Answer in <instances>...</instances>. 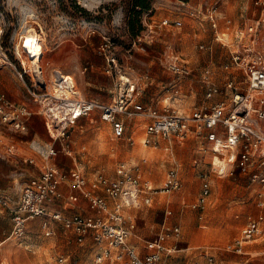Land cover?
Masks as SVG:
<instances>
[{"label":"rangeland","instance_id":"rangeland-1","mask_svg":"<svg viewBox=\"0 0 264 264\" xmlns=\"http://www.w3.org/2000/svg\"><path fill=\"white\" fill-rule=\"evenodd\" d=\"M240 1L247 12L253 10V0H229L223 8L232 17L231 21ZM216 2L152 0L150 10L141 11L132 7L131 0H0L1 45L4 50L11 51L13 44L25 37L29 30H34L33 33L42 39L40 66L49 92L53 90L54 71H60L73 78L81 99L96 94L110 102L111 97L104 90L123 77L138 85L147 84L144 101L155 105L158 102L162 105L160 98L176 89L174 75L165 68L164 54L171 48L189 63L192 70L191 85L189 89L183 88L184 93L189 95L193 90L196 101L201 103L203 97L196 88L200 85L197 82L199 73L210 67L216 80H220L229 47L213 42L209 26L198 25L189 13L199 10V4L204 12ZM165 19L171 25L160 27V22ZM176 22L180 25L176 26ZM150 23L154 25V38L143 39L149 35L147 26ZM227 24L231 25L228 21ZM138 38H141L140 43ZM203 43L214 45L216 50L212 56L199 50L198 46ZM102 47H107L106 55L116 60L117 66L111 74L106 73L104 56L99 53ZM91 56L102 59L101 69L97 71V77L107 84L102 91L84 83L90 72L82 71ZM8 57L11 58V53ZM0 72L1 86L13 100L28 102L41 111L39 104L33 103L25 87L7 66ZM99 126L95 122L86 127L83 136L75 134L80 140H75V153L71 159L75 158L78 168L91 172L96 167L106 176L115 178L120 173V166L127 170L137 166L157 190L163 189L169 171L178 173L179 188L169 193L159 191L152 208L145 214L137 212L135 224H127L128 242L140 255L158 252L164 264H264V223L254 242L246 246L248 255L225 252L226 244L240 238L249 220L258 216L264 219V206L260 205L264 202V189L250 183L246 177L218 178L208 174L210 194L203 208L192 209L202 185L200 173L210 171L207 163L212 159L199 151V145L194 146L189 140L180 148L173 143L171 151L166 153L162 149L164 142L160 141L156 148L148 146L154 152L153 157L135 158L132 163L131 157L138 151L140 140L145 139V131L135 129L121 140H111L109 126ZM41 137V140H49L44 131ZM90 137L91 143L85 149L86 158L81 146L82 141ZM40 138L36 136L35 140L41 142ZM58 156L59 161L71 163L69 157ZM205 157L206 160H202ZM196 160L204 161L203 167L196 168ZM8 174L10 177H6ZM20 174V167L0 160V195L8 200L6 207H0V264H108L95 261L91 241L78 244L63 235L60 228H54V235H49L41 228L38 219L28 221L19 237H11L12 205L29 178ZM167 211L171 214L167 215ZM175 229L178 233L174 232ZM159 236L163 237L160 242ZM157 245L161 248L158 249ZM60 259L64 261L59 263Z\"/></svg>","mask_w":264,"mask_h":264},{"label":"built area","instance_id":"built-area-1","mask_svg":"<svg viewBox=\"0 0 264 264\" xmlns=\"http://www.w3.org/2000/svg\"><path fill=\"white\" fill-rule=\"evenodd\" d=\"M254 6L261 8L260 17L252 24L238 28L230 40L220 33L216 5L201 10H192L189 15L202 26L206 22L212 33L213 42L229 47L227 62L222 65V77L216 80L214 70L203 69L199 84L206 100L218 97L207 108L181 112L170 97L161 109L144 107L139 103L143 91L128 78L119 77L115 81L111 103L102 105L95 101L81 99L74 83L59 71L53 74V90L43 78L38 60L32 59L25 50V39L13 44L11 51L1 45L3 30L0 29V69L9 67L17 79L26 85L34 103H38L44 118L46 131L52 144L39 150L44 166L39 175L26 181L19 199L12 210L13 228L11 237H19L28 221L40 220L41 228L49 235L54 230L53 223L60 224L65 234L74 236L76 243L84 244L91 237L94 257L97 263L108 264H164L158 252L140 255L128 244V231L123 216L124 207L142 208L153 204L158 193L176 191L180 180L176 170L167 173L166 183L161 190L153 188L143 179L139 171L122 169L115 178L95 172L91 178L78 169L63 171L50 162L59 154L72 157V133L79 119L93 111L100 112V119L111 126L114 139H122L126 132L124 119L141 116L148 121L145 127L144 144L156 147L160 140L182 145L191 139H203L204 151L209 152L215 162L210 171L200 173L202 182L200 193L192 209L203 208L210 194L208 174L217 177H246L252 184L264 189V0H253ZM168 20L160 22V27H169ZM180 25L179 22L175 23ZM154 25L150 23L147 39L153 38ZM180 27V26H179ZM35 43L42 48V39L35 34ZM141 42V38H138ZM107 48V47H106ZM106 48L99 50L106 62V73L111 74L117 66L114 57L106 55ZM199 50L211 53L213 44H200ZM228 48V49H229ZM165 54V68L175 77L178 85L192 79V70L185 60L168 49ZM11 53V58L8 57ZM13 57V60H11ZM62 85V86H61ZM32 116L26 106L12 103L0 91V124L10 128L14 135H28L27 122ZM170 147L165 150L168 151ZM0 152L8 159H16L18 150L10 138L0 134ZM23 164L34 165V159L22 158ZM199 164V162H197ZM197 165V164H196ZM77 194L65 197L60 187L68 184ZM160 191V192H159ZM82 199L87 203L90 215L73 213L65 216L56 209L60 203L65 207ZM108 200L112 202L109 204ZM7 200L0 197V205L7 206ZM264 206V202L260 203ZM263 216L249 220L240 238L225 248L235 254H242L246 243L254 241L261 233ZM178 233V229L174 230ZM163 237L159 236V242ZM160 249V245H157ZM64 260L60 259L59 263Z\"/></svg>","mask_w":264,"mask_h":264},{"label":"crops","instance_id":"crops-1","mask_svg":"<svg viewBox=\"0 0 264 264\" xmlns=\"http://www.w3.org/2000/svg\"><path fill=\"white\" fill-rule=\"evenodd\" d=\"M228 3H229V0H217V2L214 5H217V8H218L217 10L220 9V11H221V12L218 11V13L220 14L219 17L221 18L220 21H219V25H218L219 31H220V33L226 34V36L231 40L233 38L234 32L238 28L243 27L245 25L252 24L255 20H257L260 17L261 10L258 11L257 8L259 9V7L254 6L253 7V10L251 12H247L248 10H246L245 5L242 4V2L240 1L239 5H238V7L236 9V13L233 16L234 18L231 21V18L232 17H230L228 15V13L226 12V8H223V7H226L228 5ZM198 8H199V10L202 9L201 8V4L198 5ZM206 9H207V7H206ZM227 21L231 24L230 26L227 24ZM203 24L208 25L206 22H204ZM215 50L216 49H215V47L213 45V51L210 53V56H212L215 53ZM229 50H230V48H229ZM227 53H228V49H227ZM165 54H167V53H165ZM42 57H43V53H42ZM42 57H41V60H40V64H41V61H42ZM89 60H90L89 63H86V65H85V67H84V69L82 71V73H85L88 70L90 72V76L87 77V79L84 81V83L86 85L94 86L99 91H102L103 87H106L107 86V84H105L101 79H99L97 77V71L99 69H101L102 59H99V58H97L95 56H91ZM186 63L189 65L188 62H186ZM206 68L211 69L210 67H205L204 69H206ZM10 70H11V72H13L12 69H10ZM211 70H213V69H211ZM1 73L2 72H0V74ZM200 73H199V75H200ZM62 74L65 75V76L67 75V74H64V73H62ZM67 77H71V76L70 75H67ZM187 81H189V82H184V84L181 83L179 85L177 83H175L174 87L176 89L174 87H172V90L175 89L173 92H171V93L167 92V93H165L160 98L161 101H162L161 102L162 105H160L159 102L156 105L154 103H151V102L150 103H146L144 101V97H145V89L147 87V84H145V85H138L136 83L138 85V87H140V89L143 91V94H142V96L139 99V103L141 105H143L144 107H152L154 109H161L164 105H166L169 102L167 100L170 97H173L174 99H176L173 103H175V105L178 104V105H176V107L181 112H189V111H192V110H198V109L207 108V107H209L210 105H212L213 103H215L218 100V97L217 96L214 97L212 100H206L205 97H204V92L201 89V86L200 85H197L196 86L197 91H200L201 92V95L202 96L201 95L200 96L203 97V98H202V102L201 103H200L199 100L196 101V96L193 93V90H192V92L189 95L186 94V93H184V89L183 88L188 87V89H189V87L191 85L192 79L187 80ZM21 84L25 87V90L27 91L26 85H24L22 82H21ZM114 84H112L111 86L108 85V86H110V88L104 90V92H106L111 97L110 102L107 101L106 99H104L102 96L96 95V94L93 95V96H89L88 97L89 99H85V100L95 101L96 103H99V104H102V105H107V104L111 103L112 100H113V98H114V95H113ZM1 85L2 84L0 83V91L6 95V97L8 98L9 101H11L12 103H15V104H19V105L26 106L30 111H32V116L29 118V120L27 122L28 135H26V136L14 135V134L11 133L10 128L4 127V126H2L0 124V134H3L4 136H6V137L10 138L11 140H13V142L15 143V145L17 147V150H18L17 160L16 159H8L4 155H2L1 152H0V160L4 161L6 163H9L10 165L20 167V170H21V174L20 175L23 176V177H29L28 178V180H29V179L35 178V176L39 175L40 170H42V167L44 166V162H43V159L40 157L39 150H41V149L43 150V149H46L47 147H49L52 144V141H51V139H50V137H49V135H48V133L46 131L45 123H44V118L41 116L40 111L38 110V108L32 106L28 102H18L16 100H13L12 99V95H9L10 93H8L6 90H4ZM164 88H166V86ZM79 95H80V93H79ZM197 102H198V104H197ZM95 122H97L98 124H100V126L98 128H101L102 125L109 126L111 140H121V139H114L113 138L112 131H111V126L109 124H107V123H104L100 119V112L98 110H95L89 116L83 117V118H81V119L78 120L77 126L73 130V133H72L71 149H72L73 153H75L74 152V146L76 145V141L75 140H77V139L80 140V138H76L75 134L79 133L80 136H83L84 133L86 134V130H87L86 127H90ZM124 122L126 123V132H125L124 137L126 136V134L128 132L129 133H133L135 129H140V130L142 129V130L145 131V127H146V125L148 123V121L146 119H144L143 117H141V116L134 117L133 119H124ZM43 131L47 133V135L49 137V140L48 141L47 140H41V138H42L41 137V133ZM36 136L39 137V138L41 137L40 138L41 142L35 140V137ZM91 139H92V137L86 139L85 142L82 141L83 146H81V150H82L81 152H84L85 151L83 153V155L86 158L88 156L87 153H86V150H85L86 149V145L89 144V143H91L90 142ZM160 141L161 142H164V146L162 147V149L166 153L170 152L171 149H172V144L173 143H176V142H173V143L168 144L165 141H162V140H160ZM160 141H159L158 145H160ZM190 141H193L194 146L195 145H199V147H198L199 151H201V152H203V153L208 154V155L211 156L212 159H210V161L207 163L208 166L216 161L215 158L209 152L204 151V149L206 148V142L203 139H191ZM176 144L180 148H182L184 146V144H182V145H179L178 143H176ZM95 146L96 145H94L93 148H95ZM146 146L148 147V145H146ZM106 147H109V145L106 146ZM149 147H152V146H149ZM156 147H153V148H156ZM167 147H170V149L168 151L165 150ZM58 157L56 159L52 160L50 162V164L57 166L58 168L62 169L63 171H71V170H74V169H78L79 171L83 172V174L86 175V177H88V178H91L92 175L95 172H101L102 174H104L103 171L97 170L96 167L91 172L85 171L84 168H78L76 166V164H75L76 163L75 162V158H73V159L70 158L71 159V161H70L71 163H65L63 161H59V158ZM22 158L34 159V165L23 164L21 162V159ZM87 160H88V163L91 162V159L90 158H88ZM202 160H206V157L204 159H202ZM197 162H199V164ZM201 162H203V163H201ZM70 164L72 166H70ZM201 164H205L204 161H201V160H199V161L196 160L195 161V167L196 168L201 167L202 166ZM134 168L137 169L138 167L137 166H134V167H132V168H130L128 170H132ZM23 169H27V170H23ZM122 169H125L124 166H120V173L122 172ZM125 170H127V169H125ZM139 173L142 175V173L140 171H139ZM6 177H10V175L8 174V175H6ZM107 177H109V176H107ZM142 177H143V179L149 181L143 175H142ZM110 178H112V177H110ZM218 178H229V177H218ZM230 178H234V177H230ZM150 184H151V182H150ZM210 188H211V182H210ZM60 191L62 192V194L65 197H67V196H69L71 194H77L73 189L70 188L69 182H68V184L62 185L60 187ZM20 192H21V190H20ZM19 196H20V193H19V195L17 196V199L15 200V202L12 205L11 213H12V210L15 208V205H16L18 199H19ZM156 196H154L152 206L155 203ZM0 197H3V196L0 195ZM108 202H109L110 205H112V202L110 200H108ZM7 204H8V202H7ZM152 206H150V207H142V208H132V207H124L123 208V211L122 212H123V216L125 218V228L128 231V238H129V230H128V225L127 224L129 223L130 225H134L135 224V219H136V213L137 212H139V213H143L144 212V214H145L149 209L152 208ZM0 207H3V206L0 205ZM56 209L59 210V211H61L65 216L72 215L73 213H79V214H83V215H90V213L88 211V208H87V203L84 200H82V199H80L78 203L69 205L68 207H65L64 205H62L60 203L58 206H56ZM166 213H167V215H170L171 214L170 211H167ZM263 223L261 224V227L263 226ZM51 227L54 230V232H53L52 235H54L56 228H60L61 231H62V233H63V235L69 237V239L75 240V238H74L73 235H71L69 233L68 234H65L63 232V229H62V227H61L60 224L53 223L51 225ZM9 239H10V237L7 240H9ZM86 241H91V243H92L91 237H88ZM252 242H254V241H251V242L246 243L244 245V247H243L242 254H236V255H248L247 252H245V248H246V246H249V244H251ZM128 244L130 246L134 247L129 242H128ZM228 244L229 243H227L226 246ZM92 245H93V243H92ZM92 247H94V245ZM134 248L136 250V247H134ZM225 252L229 253L230 251H227L226 248H225ZM230 253H233V252H230Z\"/></svg>","mask_w":264,"mask_h":264},{"label":"bare ground","instance_id":"bare-ground-1","mask_svg":"<svg viewBox=\"0 0 264 264\" xmlns=\"http://www.w3.org/2000/svg\"><path fill=\"white\" fill-rule=\"evenodd\" d=\"M34 30H29L27 35L24 37L25 39V50L27 51V53H29L30 57L32 59L38 60V62L40 63V59H41V55H42V49L39 45H37L35 43V34L33 33ZM67 80L71 81L74 83L73 78L71 77H67ZM62 86V85H61ZM144 139H141L139 142V148L138 151L136 152L135 156L131 157V162L135 163L134 159L135 158H141L143 156H148V157H153L154 156V152H152L146 145H144Z\"/></svg>","mask_w":264,"mask_h":264},{"label":"trees","instance_id":"trees-1","mask_svg":"<svg viewBox=\"0 0 264 264\" xmlns=\"http://www.w3.org/2000/svg\"><path fill=\"white\" fill-rule=\"evenodd\" d=\"M151 1L152 0H131V3L134 9H140L141 11H143V10H150Z\"/></svg>","mask_w":264,"mask_h":264}]
</instances>
